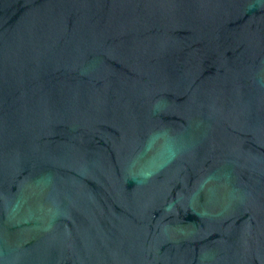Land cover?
Masks as SVG:
<instances>
[{
  "label": "water",
  "instance_id": "obj_1",
  "mask_svg": "<svg viewBox=\"0 0 264 264\" xmlns=\"http://www.w3.org/2000/svg\"><path fill=\"white\" fill-rule=\"evenodd\" d=\"M0 264H264V0H0Z\"/></svg>",
  "mask_w": 264,
  "mask_h": 264
}]
</instances>
